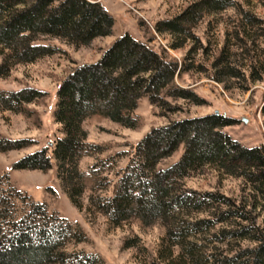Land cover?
I'll use <instances>...</instances> for the list:
<instances>
[{
	"label": "trees",
	"instance_id": "trees-1",
	"mask_svg": "<svg viewBox=\"0 0 264 264\" xmlns=\"http://www.w3.org/2000/svg\"><path fill=\"white\" fill-rule=\"evenodd\" d=\"M261 2L264 8V0ZM234 3L238 4L236 0H190L178 14L156 20L153 27L198 44L191 27L205 14L213 15ZM239 6L211 61L212 77L217 81L226 75L250 82L264 72V49L260 48L264 17ZM112 24V15L95 0H0V76L14 63L30 62L51 52V46L35 42L40 35H53L78 46L109 34ZM180 44L169 42L173 48ZM237 49L247 59L236 58ZM162 51L124 32L98 59L72 67L55 89L52 117L60 134L50 146L15 158L11 166L46 169L52 158L60 186L75 207L82 209L80 196L87 190L85 213H99L111 225L132 219L143 225L159 223L163 233L149 264H264V226L256 221L254 204L246 206L234 196L188 188L183 182L193 171L211 166L241 177L264 205V144L246 146L221 129L237 118L210 112L151 127L135 142L109 192L106 176L99 174L95 164L85 170L77 168L79 157L97 147L83 141L85 118L96 115L134 127L137 120L132 111L141 96L168 106L160 92L173 99L200 101L192 89L173 82L174 75L186 69L185 63ZM243 65L247 74L239 68ZM43 93L31 86L0 89V109L18 112ZM259 111L264 115V101ZM28 143L27 138L0 136V151ZM179 147L175 160L161 166ZM192 212L206 214L191 218ZM223 222L227 226L210 231ZM199 231H209L218 241L233 238L235 245L228 252L216 247L206 252L196 236ZM84 239L76 222L48 211L43 201L31 198L9 180L7 172H0V264H102L99 253L65 248ZM239 239L246 243L237 242ZM136 244L145 250L137 235L123 240L124 247Z\"/></svg>",
	"mask_w": 264,
	"mask_h": 264
},
{
	"label": "rangeland",
	"instance_id": "rangeland-1",
	"mask_svg": "<svg viewBox=\"0 0 264 264\" xmlns=\"http://www.w3.org/2000/svg\"><path fill=\"white\" fill-rule=\"evenodd\" d=\"M99 1L113 17L111 32L93 37L87 44L78 46L66 43L53 35H40L36 43L52 47L51 52L36 57L30 62L14 63L8 72L0 76L1 90H16L31 86L42 90V96L23 104L20 111L0 109V136L9 138H27L30 143L24 147L0 151V172H7L9 180L31 198L43 201L48 211L63 215L76 222L85 234V239L76 244H67L66 249L82 248L99 253L102 264H149L154 254L163 227L159 223L143 225L132 219L111 225L99 213H85L87 190L80 196L82 209L75 207L60 186L56 169L52 164L46 169L12 168V161L39 147L50 146L59 131L53 121L52 110L55 101V89L60 79L75 65L98 59L110 42L122 33L146 42L167 57L175 58L178 63H185L186 69L175 74L173 82L192 89L201 99L198 103L183 98H171L160 92L167 102L154 104L147 96H141L132 111L137 123L127 127L100 116H89L82 122L83 141L96 145L88 154H82L77 162L79 170H85L95 164L100 175H105L110 191V184L116 179L120 167L130 156L133 146L151 127L166 125L171 119L204 115L210 112L225 113L237 118L235 123L221 127L233 139L246 145L264 144V115L259 111L264 101V72L254 81L235 76L222 75L221 81L215 80L211 61L216 48L222 42V33L230 30L237 9L241 5L249 8L260 17H264L263 0H236L235 4L215 14H205L191 28L198 37V44L191 38L182 40L177 35L154 29V22L161 18H170L178 14L190 0H95ZM216 40V43H215ZM170 41L181 44L171 47ZM264 49V39L260 43ZM231 48V47H229ZM237 49L236 58L247 59ZM260 53V52H258ZM262 58V57H261ZM264 58V55H263ZM1 61V55H0ZM244 74L246 67L239 66ZM248 84V88L245 86ZM49 149V148H48ZM180 147L163 159L161 166H166L180 153ZM49 151V150H48ZM186 187L197 190H218L231 195L253 208L256 221L264 226V205L251 190L249 185L238 176L218 172L211 166H203L183 178ZM206 212H192L190 217L204 216ZM227 226V222L216 223L210 231ZM137 235L144 249L138 244L123 246V240ZM197 238L208 251L222 249L228 252L235 245L233 238L215 240L209 231H199ZM241 244L246 240H237ZM64 264V263H52Z\"/></svg>",
	"mask_w": 264,
	"mask_h": 264
}]
</instances>
